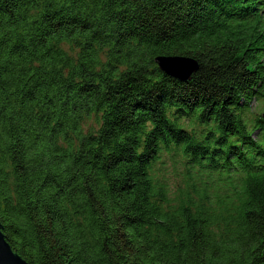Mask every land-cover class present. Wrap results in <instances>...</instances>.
<instances>
[{"label":"trees","instance_id":"obj_1","mask_svg":"<svg viewBox=\"0 0 264 264\" xmlns=\"http://www.w3.org/2000/svg\"><path fill=\"white\" fill-rule=\"evenodd\" d=\"M263 109L264 0H0L5 239L29 264H264Z\"/></svg>","mask_w":264,"mask_h":264},{"label":"water","instance_id":"obj_2","mask_svg":"<svg viewBox=\"0 0 264 264\" xmlns=\"http://www.w3.org/2000/svg\"><path fill=\"white\" fill-rule=\"evenodd\" d=\"M157 63L159 68L166 74L178 77L181 80H185L196 69L195 61L185 58H168L158 57ZM180 75V76H179ZM261 117L264 121V111L261 113ZM0 264H29L21 256L15 253L2 232L0 224Z\"/></svg>","mask_w":264,"mask_h":264},{"label":"rangeland","instance_id":"obj_3","mask_svg":"<svg viewBox=\"0 0 264 264\" xmlns=\"http://www.w3.org/2000/svg\"><path fill=\"white\" fill-rule=\"evenodd\" d=\"M262 111V110H261Z\"/></svg>","mask_w":264,"mask_h":264}]
</instances>
